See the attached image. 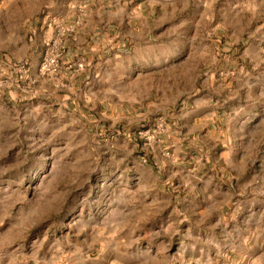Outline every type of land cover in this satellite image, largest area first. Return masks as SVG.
<instances>
[{
    "label": "rangeland",
    "instance_id": "obj_1",
    "mask_svg": "<svg viewBox=\"0 0 264 264\" xmlns=\"http://www.w3.org/2000/svg\"><path fill=\"white\" fill-rule=\"evenodd\" d=\"M51 1L0 0V59L23 62L38 36L35 20ZM127 1L158 2L166 10L153 45L137 49L107 81L125 87L127 99L142 102L110 103H124L134 116L153 103L178 110L195 89L225 96L224 125L236 140L230 162L239 170V203L233 201L225 213L239 208L234 220L246 224L264 211V0ZM156 98L164 102H149ZM143 123L126 135L109 134L106 124L99 134L90 133L79 112L61 102H9L0 94V244L64 264L81 257L108 260L114 242L124 254L138 253L149 263L157 254H170L180 234L161 233L171 224L157 210L143 209V233H134V165L149 162L142 161L137 141L139 153L135 140L124 138ZM243 147L248 153L237 155ZM126 214L132 233H124ZM122 255L115 257L124 263Z\"/></svg>",
    "mask_w": 264,
    "mask_h": 264
},
{
    "label": "crops",
    "instance_id": "obj_2",
    "mask_svg": "<svg viewBox=\"0 0 264 264\" xmlns=\"http://www.w3.org/2000/svg\"><path fill=\"white\" fill-rule=\"evenodd\" d=\"M42 8V16L35 20L38 36L23 60L29 66L30 82L24 85L18 80L12 70L17 63L15 60L0 59L4 67L0 74V94L9 102H61L70 111L79 112L90 133L99 134L106 124L109 134L115 130L126 135V130L135 128L140 122L145 120L140 126L147 125L159 117L166 120L171 133L169 139L147 150L149 163L138 161L134 165L138 186L134 233H143L139 228L144 219L142 210H157L160 220L171 224L160 230L161 233L180 234L173 240L171 253L157 254L152 258L154 262L149 263L148 258L138 253L124 254L123 247L114 242L110 259L78 258L82 264H264V211L257 212L246 224L234 220L236 214L242 213L238 212L239 208L225 213L233 201L239 203V170L230 162L236 140L229 136V128L225 129L224 124L229 120L225 96L217 90L206 93L195 89L186 95L184 106L178 110L167 111L161 104L153 103L147 111L134 116L128 115L124 103H110L142 102L127 99L125 87L115 88L107 81L115 71L126 68V61L137 49L152 46L156 41L157 30L154 29L160 13L166 10L164 4L127 0H52ZM54 20L67 24L80 20L69 41L68 54L62 61L57 80L39 74L45 45L53 34ZM78 63H82L81 69H76ZM3 78H8L5 86L2 85ZM237 81L234 89L238 86ZM214 85L216 88L221 86ZM96 102H101L99 107ZM149 102L164 101L156 98ZM124 139L132 141L130 137ZM132 143L139 153L138 143ZM166 147L171 151L170 156L163 155ZM246 153L248 149L243 147L237 155ZM128 220L126 214L124 233L128 229L132 233L131 225L127 226ZM111 229L113 226L109 227ZM119 252L125 256L124 263L115 257ZM79 260L66 264H80ZM0 264L64 263L58 257L38 260L24 248H6L0 244Z\"/></svg>",
    "mask_w": 264,
    "mask_h": 264
},
{
    "label": "built area",
    "instance_id": "obj_3",
    "mask_svg": "<svg viewBox=\"0 0 264 264\" xmlns=\"http://www.w3.org/2000/svg\"><path fill=\"white\" fill-rule=\"evenodd\" d=\"M79 24L80 20H76L75 24H67L59 20L53 21V34L45 45L39 64V74L41 76L47 79L57 80L61 70L62 61L68 54L69 41ZM70 67H72L71 64ZM81 68L82 63H78L76 69ZM12 70H14L18 80L24 85L26 82H30L28 80L30 70L27 63H16L12 66ZM128 136L141 145L144 150L141 159L146 163L149 162L147 150L152 149L155 144L161 143L164 139H169L171 133L167 127L166 120L163 117H159L152 123L143 125L135 129L133 132H129ZM163 155H171V151L168 147L164 148Z\"/></svg>",
    "mask_w": 264,
    "mask_h": 264
}]
</instances>
